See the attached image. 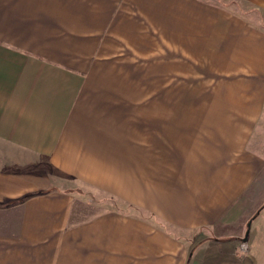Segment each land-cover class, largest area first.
<instances>
[{
	"label": "crops",
	"instance_id": "crops-1",
	"mask_svg": "<svg viewBox=\"0 0 264 264\" xmlns=\"http://www.w3.org/2000/svg\"><path fill=\"white\" fill-rule=\"evenodd\" d=\"M206 60L228 64L208 121L133 126L93 84ZM0 264H264V25L204 0H0Z\"/></svg>",
	"mask_w": 264,
	"mask_h": 264
},
{
	"label": "rangeland",
	"instance_id": "rangeland-1",
	"mask_svg": "<svg viewBox=\"0 0 264 264\" xmlns=\"http://www.w3.org/2000/svg\"><path fill=\"white\" fill-rule=\"evenodd\" d=\"M215 6L226 8L231 7L234 13L246 17L248 20L259 25H264V11H255L241 0H204ZM164 49L169 52V48L165 45L163 38L158 36L156 40V56L163 58ZM173 58L176 57L174 52L169 53ZM122 69L114 64V67L106 71L105 75L94 78L93 84L100 85L101 90L108 92L101 93V96H108L109 99L116 101H131L132 106L126 111H133V126L138 120L149 115L157 118L171 117L176 122L181 117H202L207 121L212 117H223L228 115V64L217 63L212 61L192 62L189 64L188 75L173 76H148L140 74V70H136L137 76H125L133 72L131 68L138 62H120ZM159 65V64H158ZM178 71V70H177ZM142 72V71H141ZM144 74L150 72L146 69ZM164 73V71H159ZM112 74V75H111ZM119 74V75H118ZM133 102V103H132ZM189 131L196 126H187ZM209 127V126H205ZM257 194V193H256ZM94 202L101 199L103 209L104 203H108L109 208L115 209V198L111 196H93L86 194ZM256 196L252 194V198ZM127 214L132 215L134 207L127 206ZM249 215H255L257 207L252 205L248 207ZM141 216L143 212L141 211ZM250 216V217H251ZM190 240L191 246L198 237Z\"/></svg>",
	"mask_w": 264,
	"mask_h": 264
}]
</instances>
